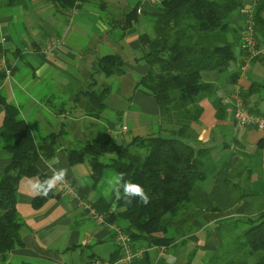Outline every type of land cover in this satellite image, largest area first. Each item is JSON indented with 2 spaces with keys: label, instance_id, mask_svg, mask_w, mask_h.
<instances>
[{
  "label": "trees",
  "instance_id": "1",
  "mask_svg": "<svg viewBox=\"0 0 264 264\" xmlns=\"http://www.w3.org/2000/svg\"><path fill=\"white\" fill-rule=\"evenodd\" d=\"M7 1L8 6L18 8L22 16L32 5V0ZM83 1L86 0H42V4L49 5L48 9L52 10L36 15L44 16L48 13L58 18L49 16L47 20L37 21L36 35L29 32L28 23L22 18L29 32L25 44L27 48L23 49L40 52L44 46L42 40L49 38L44 50L58 46L53 43L56 39L51 37L57 36L53 34L59 31L58 25H66L73 16L70 14L72 9L82 7ZM158 1L154 4L147 2L149 6L155 7V10L149 11L145 9L143 1L138 0L133 7L120 13V17H116L118 14L113 10H107V0L91 3L92 8L106 16L110 30L119 27L123 32L136 25L139 28L141 58L148 64V70L136 81L134 88L156 98L160 115L150 133L135 135L129 143L88 139L78 132L69 136L66 122H60L57 130L37 133L21 114L19 105L9 100L2 90L3 81L8 77L7 68L11 76L16 65L7 59H4V65L0 63V105L4 109L0 136L9 134L13 139L11 143L0 144V154L4 153L10 158L9 163L0 171V264H7L11 251L24 245L21 235L24 220L17 208L21 179L33 176L41 180L47 178L37 170L35 163L41 153L51 159L61 146L66 148L71 164L82 161L91 164L95 182L100 179L106 167H112L118 173H123L124 179L144 187L150 197L147 205L138 198L125 203L111 196L94 202L96 209L105 215L106 221L120 225L135 246L167 247L178 237L195 229L184 227L203 209V206H198L200 201L193 199L191 191L199 181L207 177L208 164L218 147L199 138L200 130L195 127L204 111L202 100L216 93V84L206 81L203 72L214 69L222 71L231 66V83L235 85L239 81L240 64L237 66L236 63H241L239 58L245 52L240 46L242 26L231 23L228 17L240 9L243 10L244 21L248 6L244 8V0ZM251 4L256 47L261 52L250 63L264 72V0H252ZM15 52L22 56V50ZM4 53L6 51L0 46V59ZM124 73L126 68L123 57L115 52L104 53L92 62L89 82L74 94L70 104L65 100L58 104L52 96L48 99L50 106L57 114H62L74 109L84 98L81 112L84 115L103 117L107 109L106 98L113 85L111 80L105 79ZM31 77H37L35 71L31 72ZM260 87H264V80L250 85L246 95L249 96V111L264 114L250 106L251 97ZM216 108L221 114L226 110L220 95ZM48 196H36L33 206L41 207ZM241 217L249 225L240 233L232 253L224 256L223 263L264 264V207L254 216ZM122 221L127 223L124 225ZM218 261H211V257H208L205 264ZM138 264H151L148 255ZM188 264H192L191 261Z\"/></svg>",
  "mask_w": 264,
  "mask_h": 264
},
{
  "label": "crops",
  "instance_id": "2",
  "mask_svg": "<svg viewBox=\"0 0 264 264\" xmlns=\"http://www.w3.org/2000/svg\"><path fill=\"white\" fill-rule=\"evenodd\" d=\"M86 1L91 4L98 0ZM142 1L146 5V10H155V7L149 6L147 1ZM244 1L246 3L244 8L252 2V0ZM126 6H129V3ZM85 7L88 6L83 5L79 12L66 23V28L70 29L69 33L62 34L60 31H55L56 33L53 35L57 36L51 37V39H56L58 46L44 50L50 41L49 38L43 41V50L40 52L23 49L27 47L25 46L26 40L22 32V24L18 23L20 18L4 14L12 11L11 7L3 8L0 11L2 13L0 14V46L6 51V54L4 53L2 56L10 63L15 64L16 69L13 70L10 77L3 81L2 90L9 100H13L19 105L21 114L37 133L57 130L60 122H66L69 136L78 132L84 138L110 139L115 143L126 144L135 135L150 133L160 115L156 98L143 90L134 88L136 81L148 70V64L141 58L142 44L139 39V28L136 25L123 32L119 30L121 33L113 34L110 32L106 16L101 17L99 11L92 7ZM111 10L116 13L114 7ZM81 12H89L98 16L97 23L101 30L98 32L88 31L89 20ZM73 29L84 32L81 37L84 41L75 43L71 38H68L69 35L72 37ZM27 33L29 32L27 31ZM30 33L33 35V32ZM80 49L84 50V53H80L79 56L76 52ZM16 50H22V56H18ZM26 52H31L40 59V65L34 64L31 58H24ZM45 52L50 55L45 56ZM108 52H115L123 57L126 73L117 76L118 80L114 81L119 90L116 87L115 91L108 94L105 115L100 118L84 115L80 109L81 103L85 102L84 98L81 99L78 107L72 106L74 109L71 111L57 114L50 106L49 98L54 96L58 104L59 101L64 100L70 104L74 94L82 86L87 85L84 80L81 81L75 75L74 70H65L64 65L75 69L80 66L82 70H90L92 62ZM23 59H25L24 64ZM29 69L35 71L36 78L31 77ZM232 71L226 72L227 76L224 78L221 75L222 71L206 70L203 72V78L206 81L214 82L216 84L215 94L224 98L235 87L234 83H231ZM51 74H53L52 77H50ZM59 75L62 77L61 79L58 77ZM16 88H19V95ZM38 92L40 97L36 96ZM256 100L254 96L251 97L250 106L256 107ZM227 108L228 104L222 114L218 113L216 108L215 116L217 120H221L220 125L216 123L214 127L200 129L199 138L204 142L216 144L219 148L215 149L214 158L208 164L207 177L199 181L191 191L193 199L201 201L203 206L197 218H193L197 227L193 232L178 237L170 246L166 247L164 256L169 253L174 254L177 257V264H188L189 257L192 264H203V259L205 260L207 257L205 253L210 249L215 250L221 242L219 237H210L212 233L217 234L216 229L210 233L211 227L223 220L233 218L235 215L244 216L247 211H249V216H254L264 207V205L251 206V201L248 205V202L242 198L235 205H231L230 200L236 194L234 182L237 176L243 173V171L236 173L237 169H234L240 161H247L249 200L253 194H264V136H252L253 129H258L255 126H245L244 128L239 126L233 131L237 132L234 137L228 127L230 124L225 121L228 113ZM151 117L154 119L152 120ZM3 119L4 109L0 105V127ZM124 126L127 128L124 129ZM215 129L216 131H214ZM217 139H219V143ZM12 140L9 134L0 136V144L11 143ZM55 155L59 156V163L55 164V167L67 168V176L65 181L58 185L57 190L50 192L41 207L33 206L34 198L30 195V181L41 179L36 176L25 177L19 183L17 208L24 220V225L21 228L24 245L11 251L7 264L116 262L122 252L116 240L113 226L107 223H98L92 219L85 204L90 203L94 206V202L98 199H108L110 196L105 195L107 180L112 175L119 173L112 167H106L102 171L100 179L95 182L92 177L93 168L88 161L71 164L67 150L63 146L57 150ZM9 161L10 158L7 155L0 154V171ZM35 165L41 174L47 177L51 175L40 158L37 159ZM236 188L239 191L245 189L243 187ZM258 198H262V196ZM136 247L144 246L136 245ZM158 254L159 247L155 246L147 252L146 255H148L151 264H165V260L158 258Z\"/></svg>",
  "mask_w": 264,
  "mask_h": 264
},
{
  "label": "rangeland",
  "instance_id": "3",
  "mask_svg": "<svg viewBox=\"0 0 264 264\" xmlns=\"http://www.w3.org/2000/svg\"><path fill=\"white\" fill-rule=\"evenodd\" d=\"M107 1H108L107 10L110 11L111 8L114 7L115 10H116V13L115 12L114 13L118 14V15H116V17H118V16L120 17L121 16L120 13H123L124 11H127L128 9L133 7L134 4L138 0H107ZM0 2H2V3H0V11L3 8H5V7L7 9L8 1L7 0L6 1L5 0H0ZM31 3H32V5L28 9H26V13L24 14V16L21 15V11L18 8L14 9L11 6H8V7H11L12 11L4 13V14H9V15H14V16H17L19 18L21 17L19 19L20 21L18 23L22 24V30H23L22 32L24 34V39L25 40H27V38H28L27 34H26L27 33V26H28L29 30H31L29 32H33L36 35L37 29H38L37 28V21H39L40 19L42 21L47 20V18L49 16L53 17V14H48V13L45 14L44 16L36 15L37 13L39 14L42 11L43 12H50L52 10V8L48 9V7H50L49 5L44 6L42 4V0H32ZM128 3H129V6H126ZM83 5L88 6V7H91V6L93 7V4H90L88 1H83ZM88 7H85V8H88ZM45 8H46V10H45ZM80 8L81 7H78L77 10H74L75 8L72 9L70 14H73V16H75L79 12ZM242 11L243 10H240V9L233 11L229 15L228 20L231 23H234L235 25H240L241 23H243L242 22V19H243V16H242L243 12ZM0 14H2V13H0ZM57 14L61 15V13H57ZM81 14L84 17L88 18V20H89L88 21L89 25L86 24V25H88L87 26L88 27L87 28L88 31H90V32H98V31L101 30L99 28L98 23H97L98 22V16H94L93 14H90L89 12H81ZM101 17H105V15L102 14ZM22 18L25 19L26 22L28 23L27 26H26V24H25V22H24V20ZM53 18H58V17H53ZM50 20L53 21L52 18H50ZM58 28H59V31L62 34L69 33V31H70V29L66 28V25L64 23H60L58 25ZM119 30H121L119 27H114L113 30H111L110 32L113 33V34H118V33H121V31H119ZM83 33L84 32H79V31H76V30L73 29L72 37H70V35H69L68 38H71V40L73 42H75V43L76 42L77 43H81L82 41H84L83 39H81V37H83ZM42 41H44V39ZM76 46H77V44H76ZM47 50H48V48H47ZM76 53H78V55L80 56V53H84V50L80 49ZM46 55L49 56L50 54L48 52H45V56ZM242 55L239 58L240 60H241ZM24 58H26V59H30L31 58V61L34 64H36L38 66L40 65V62H39L40 59L35 57V55L33 53H31V52H26ZM4 59H5L4 57H2V60L0 59L1 65L5 64V62H2V61H4ZM22 61H23V64H24L25 59H23ZM236 65L237 66L239 65V70H240L241 63L238 62V63H236ZM18 66L20 67V64H18ZM64 69L68 70V71H73L74 70L75 75L78 78H80L81 81L84 80L85 83L89 82V71L90 70H82L80 68V66L78 67V69L77 68L75 69V68H72L69 65H64ZM225 69L226 70H222V72H221L222 73L221 75L224 78L227 76L226 72H229L230 70H232V67L228 66ZM247 69L248 70L246 71V73H244V75H242L240 77V84H239V85H241L240 88H239V86L238 87L235 86L234 89H231V93L227 97L222 98V99L228 98L230 100L232 99V102H230L229 104L225 103V102L224 103L228 104V108H227L228 109V113L226 115V120L225 121L230 124L228 127L231 130V133H232V135L234 137H236V135H237V132H233L234 130L238 129L239 126L241 128L245 127V125H240L237 122L236 118H235V113H234V108H233L234 96H236V97L237 96H241L243 98L244 105L246 104L245 106H247V108L249 110V96L246 95V94L249 93V90H250L249 86L252 85L254 82H262L264 80V72H262L261 69L259 67H257V65L255 66L253 63H249L247 65ZM31 71L32 70L29 69L30 74H31ZM16 76H18V74H16ZM52 76H53V74L50 75V77H52ZM58 77L60 79L62 78L60 75ZM105 80H107V81L111 80V83H113V85H111L112 91H115L117 85L114 83V81L118 80L117 76L108 77ZM82 87L85 88L86 86H82ZM117 89L119 90L118 87H117ZM16 90H17V93L19 95V92H18L19 88H16ZM252 90H256V88L252 89ZM36 96L40 97V93L38 92L36 94ZM253 96L257 99L256 103H255V105H256L255 108H258L260 110V113H263L264 112V87H260L253 94ZM217 99H218V96L214 93L210 97H206V99L202 100L201 104L204 106V111H203L201 119L197 123H195V127L197 128V130H200L203 127H206V128L210 127V126L214 127V125H216V123L218 124L221 121L220 119L217 120V118L215 116V111H216L215 107L217 105ZM246 99H247V101H246ZM151 119L153 120L154 118L151 117ZM219 125H220V123H219ZM214 131H216V129ZM211 134H212V132H211ZM260 135H262V137L264 136V129H253L252 136H254V137H258L259 136L260 137ZM246 164H247V161L243 160V161H240V163L237 164V166L234 168L235 170L237 169L236 171L234 170L236 173L237 172L239 173V171H243V173L239 174L237 176L235 182H234L236 184L235 185V193L236 194H234L235 196L230 200L231 205H235L237 202H239L241 200V198L244 199V201L248 202V205H249V201H251V206L264 205L263 204V202H264V194H255V195L253 194L251 196V199L249 200V178H248V174H247L248 168L246 167ZM236 187H240V188L243 187L245 189L239 191V189H237ZM237 196H241V197L238 198ZM259 196H262V198H258ZM192 206L195 208L194 204ZM198 206L202 207V202L201 201L199 202ZM246 215L249 216V211H247L244 214V216H246ZM195 218H197V217L195 216ZM242 218L243 217L235 215V217L223 220V221L219 222L217 225H215V226L210 228V233L213 232L215 229H216V233H217V234H215V233L210 234V237L211 238L212 237H216V238L219 237L221 242H220V244L217 246V248L215 250L214 249L213 250L210 249V250L207 251V253H205V256H207L205 258V260L208 257H211V261H213L214 259L219 260L218 262H216L214 264H224L223 263L224 256L227 255L228 253L229 254L232 253L231 250L237 245V239L240 236V233L243 231V229L245 227H247L249 225V224H246L243 221ZM122 223L125 225L127 222L126 221H122ZM184 227L196 228L197 225L194 223V220L192 219L190 221V223L188 225L185 224ZM218 253L219 254H223V256L222 257L219 256ZM212 254H214L213 257H212ZM189 259L191 261L190 257H189ZM205 260L203 259V264H205Z\"/></svg>",
  "mask_w": 264,
  "mask_h": 264
},
{
  "label": "built area",
  "instance_id": "4",
  "mask_svg": "<svg viewBox=\"0 0 264 264\" xmlns=\"http://www.w3.org/2000/svg\"><path fill=\"white\" fill-rule=\"evenodd\" d=\"M149 3H156L157 0H144ZM247 17L243 21L242 29H241V48L245 51L241 57V67H240V77L246 73L247 65L251 62L252 58L259 52L260 49L256 47L255 40V19L253 16V4L249 5L246 9ZM53 43H57V40H53ZM4 62V61H2ZM4 65V64H3ZM7 76H10V70L7 68L6 70ZM240 80V79H239ZM240 82L237 81L235 86H240ZM239 94V93H238ZM234 113L237 122L240 125L245 126H255L258 129H264V114H257L248 110V108L243 103V98L241 96H234ZM225 103L232 102V99L225 98ZM127 126H124L126 129ZM85 208L88 210V214L92 219L97 221L98 223H107L113 226L115 231L116 240L120 245L122 255L116 262H108V261H99L98 264H138L144 260L145 255L150 250L148 247H136L133 243L131 237L120 227L114 224H111L106 221V217L103 213L99 212L94 206L90 203L85 204ZM159 247L158 258H163L166 252L165 246H155ZM153 248V247H151Z\"/></svg>",
  "mask_w": 264,
  "mask_h": 264
},
{
  "label": "clouds",
  "instance_id": "5",
  "mask_svg": "<svg viewBox=\"0 0 264 264\" xmlns=\"http://www.w3.org/2000/svg\"><path fill=\"white\" fill-rule=\"evenodd\" d=\"M40 159L47 166L51 175L43 180L30 181L31 193L33 198L36 196L47 197L50 192L58 189V185L65 181L67 168H56L59 163V156L55 155L51 159L45 158L41 153ZM106 196L114 197L116 200H123L125 203H131L133 199L138 198L144 205L149 204L150 197L144 187L132 180L124 179V174H114L107 180ZM165 264H177V257L169 253L164 256Z\"/></svg>",
  "mask_w": 264,
  "mask_h": 264
}]
</instances>
